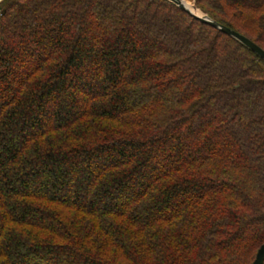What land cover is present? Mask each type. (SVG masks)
<instances>
[{"label":"trees","instance_id":"trees-1","mask_svg":"<svg viewBox=\"0 0 264 264\" xmlns=\"http://www.w3.org/2000/svg\"><path fill=\"white\" fill-rule=\"evenodd\" d=\"M194 1L264 50V0ZM0 99V264H254L264 60L240 41L169 0H0Z\"/></svg>","mask_w":264,"mask_h":264},{"label":"water","instance_id":"water-1","mask_svg":"<svg viewBox=\"0 0 264 264\" xmlns=\"http://www.w3.org/2000/svg\"><path fill=\"white\" fill-rule=\"evenodd\" d=\"M169 1L172 2L173 4H175L180 9L189 13L190 15H192L193 17H195L199 21H201L207 25H210V26L220 30L221 32H223V33L235 38L236 40L240 41L242 44L247 46L251 51H253L255 54H257L260 58H262L264 60V50L260 46H258L256 43H254L252 40H250L249 38L245 37L244 35H241L240 33L236 32V31H234L228 27H225V26L217 23L216 21L211 19L208 15H204L202 17H199V16L193 14L190 10H188L184 6L183 0H169ZM254 264H264V244L259 249V251L256 255V259L254 261Z\"/></svg>","mask_w":264,"mask_h":264},{"label":"rangeland","instance_id":"rangeland-1","mask_svg":"<svg viewBox=\"0 0 264 264\" xmlns=\"http://www.w3.org/2000/svg\"><path fill=\"white\" fill-rule=\"evenodd\" d=\"M184 2H187V3H189V4H191L192 6H194V8L198 11V12H202L204 15H207L203 10H201L200 8H198L197 7V5H196V3H195V1L193 0V1H191V0H183ZM213 1H215L216 3H218L220 0H213ZM224 1H227V2H231L232 0H224ZM247 5L248 6H251V7H253L254 5H255V2L253 1V0H250V1H248V3H247ZM29 61V60H28ZM27 61V62H28ZM23 72V70L22 71H20V73H22ZM19 78V76H18V74H15L14 76H13V80H17ZM1 100L2 99H0V103H1ZM78 178V180L79 179H81V177H77ZM36 180V179H35ZM63 194L64 195H66V196H68V195H70L69 194V190H65L64 192H63ZM81 194L82 193H80V196H81ZM83 198V196H81V199ZM82 201L84 202L85 201V198L84 199H82ZM249 237L250 236H248V234L245 236V237H243L242 238V241H241V243H243V244H247L248 242H249ZM52 259H49V261H46V264H58V262H56V261H51ZM25 263H30V264H35V262H33V261H25ZM39 264V263H38Z\"/></svg>","mask_w":264,"mask_h":264},{"label":"bare ground","instance_id":"bare-ground-1","mask_svg":"<svg viewBox=\"0 0 264 264\" xmlns=\"http://www.w3.org/2000/svg\"><path fill=\"white\" fill-rule=\"evenodd\" d=\"M184 6H185L188 10H190L193 14H195V15H197V16H199V17L204 16V14H203L202 12H198V11L194 8V6H192L191 4H189V3H187V2H184Z\"/></svg>","mask_w":264,"mask_h":264}]
</instances>
